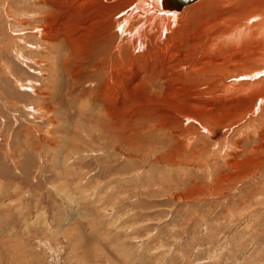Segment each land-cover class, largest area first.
<instances>
[{
  "label": "rangeland",
  "instance_id": "374dc122",
  "mask_svg": "<svg viewBox=\"0 0 264 264\" xmlns=\"http://www.w3.org/2000/svg\"><path fill=\"white\" fill-rule=\"evenodd\" d=\"M114 2L0 0V264H264V0H197L110 110Z\"/></svg>",
  "mask_w": 264,
  "mask_h": 264
},
{
  "label": "bare ground",
  "instance_id": "6f19581e",
  "mask_svg": "<svg viewBox=\"0 0 264 264\" xmlns=\"http://www.w3.org/2000/svg\"><path fill=\"white\" fill-rule=\"evenodd\" d=\"M114 1L115 0H113V2ZM136 2H138L136 6L134 5L133 2H131L132 3L131 5H134L133 8H132V10H131V12L124 13V11H125L124 10L120 15H117V17H115V18L113 17L114 20L111 23V26H113V30L115 31L117 27H120L121 28V30L115 31V33L116 32H118V33H116L114 37H112V35H109L107 32L105 34L103 32V33H100V34L102 36H104V40L99 39V36H98V38H96V40L93 39L92 41H90L88 43V44H92L93 45L94 52H95V55L94 56L98 59V62H99V64H96L95 67H94V69L96 71L99 70L100 68H104V69L107 68L106 69V75H108L110 78L113 79V76L114 75L117 77V75L119 74V71H116V73H114L113 69L111 70L112 67H114V66H121L120 68L126 69L125 72L122 73V74L127 75V77H124L122 81H120L119 79H117L116 82H115V77H114V79H113L114 80V83L113 84L111 82H108V81L103 82V85L104 86L101 87V92L98 90V87H95L92 90L90 88H88L89 89L88 90V93L91 94L92 96H94L93 102L97 103L95 101L97 99L100 103L103 102V104L105 106H110V110L115 109V106H114L115 104L113 103L112 100L115 99L116 97L113 94H110L109 96H107L106 95V91L111 90V89L114 90L115 86H116V88H120V86H119L120 83L124 82V84H126V87H125L126 88V90H125L126 93L125 94H127V95L128 94H131V96H133L134 93L136 94L137 93L136 92V88L133 89L131 87V82L134 80V78H139L141 74L140 75L139 74H132V70L133 69L130 68V67H128V66H132L133 67V66H137V65L141 64V67H143V69L145 70V72L148 71V70H150V68L155 65V62L151 58L153 56V54H154L153 51H156L157 54L161 53L160 51L163 50V46H165V43L169 40V38H168L169 31L171 29H174L172 27L174 25V21L175 20H179L180 21L183 17H184V20H185L187 14L189 12L188 11L186 13L187 9L189 8V6H191L192 4H194L195 2H197V0H194V1L192 0V1H189V2L188 1H185V0H169V3L167 5H164V6H163L164 0H136ZM210 3H212V2H210ZM70 5L71 4H68L69 11H70ZM119 6H120V3H117L114 6L112 5L111 7L112 8L116 7L118 9ZM82 8H83V6L81 7L79 5V9H82ZM129 10H130V8H129ZM182 10H183V12L181 13ZM120 11H121V9H120ZM138 16H145V19H141ZM123 17H125V18H123ZM115 20H116V23L114 22ZM81 21L82 20H80L77 17H69V18H66V22H68L69 24L72 25V32H71V35L70 36L69 35H66V31H67L66 28L65 27L63 28V26H60V24L63 25V23H61V22H57V24H59L58 26H55L54 27V24H53V26H50L48 28L50 30L47 32V34H49V35L51 34V36H53L52 33H54V32L56 33V36L61 35V34L65 35L64 37L67 38L66 39L67 40L66 41V47L68 48V51L69 52H70V48L74 49V51H75V49H77L75 52L71 49L72 50V52L70 54L71 56H66L65 64L67 63V65L69 64V66H71L72 65L71 63L73 61L75 62L76 58H78V53H77L78 50L81 53L84 54V52L86 51V48H87L86 47L87 46L86 44H84L82 47H77V44H75L72 47V42H71L72 41V37H73L72 35H73L74 31H75L76 25H78ZM242 21H245V19L244 20L242 19ZM240 22H241V20H240ZM95 23L93 25L87 26L85 28H87V29L88 28H91V27H93L95 25ZM238 24H239V22H238ZM259 24L257 23L258 28H259ZM140 25H143L145 27L148 26V27L146 29H142ZM157 25L160 26V30H157ZM233 25L235 26L236 25V22L233 23ZM223 26H224V24H223ZM202 27H204V26H202ZM224 29H225V27H224ZM237 32H239V31H237ZM129 33L131 34L130 36H129ZM262 34H264V32ZM237 38H238V36H237ZM235 40H236V38H235ZM252 43H253V41H252ZM165 48H166V50L167 49L173 50L172 51V55L173 56H178L180 54L181 55L183 54V52H180V50H177V48L175 46L167 45ZM103 51H106L108 53V57L105 60V66L103 64H101V62H100V57L103 54ZM132 54H134L135 56L132 57ZM177 59L178 58L174 59L173 61H170V63L176 61ZM206 59H207V57H206ZM257 61H260V60H257ZM262 64H261V66H262ZM74 66H76V65H74ZM162 68L163 67H161L160 70H156L157 73H158V75H160L163 72V71H161ZM71 71H72L71 74L73 75L72 76V82L73 81H77L79 79V78H76L77 75H80L81 73H84L81 70H78L77 67L74 68V69L72 68ZM165 73H164V75H165ZM243 76L246 77L245 75H243ZM125 78L127 80L129 78V80L127 81ZM194 78H196V77H194ZM124 79H125V81H124ZM143 80L145 81V79H143ZM117 86H119V87H117ZM131 89H132V92H131ZM44 93H46V92H44ZM119 93H120V90H119ZM121 96H123V95H121ZM122 98H124V97H122ZM123 103H125L124 100H123ZM85 107L87 109V106H85ZM121 107H123V104L121 105ZM59 114H62V113H59ZM111 115H112L111 113H105L103 116H104V119L107 121L108 119H110V116ZM151 130H149V131H151ZM143 131H145V129ZM158 131H159V129H158ZM158 134L162 135L163 133L158 132ZM158 134L156 132H152L151 131L150 140H152V138L153 139L158 138L157 137ZM143 138H146V137H143ZM140 149H142V150L136 149V154L142 153L146 157L148 155L150 156V154L153 153V150H151V152L149 154V153H147L145 151L146 149H143V148H140ZM148 149H150V148H148ZM149 156L147 157V161H146L147 163L148 162L151 163V159H150ZM153 159H155V157H153ZM171 165H172V163H171Z\"/></svg>",
  "mask_w": 264,
  "mask_h": 264
},
{
  "label": "water",
  "instance_id": "95a60500",
  "mask_svg": "<svg viewBox=\"0 0 264 264\" xmlns=\"http://www.w3.org/2000/svg\"><path fill=\"white\" fill-rule=\"evenodd\" d=\"M167 1H168V2H167ZM185 1H188V2H189V1H192V0H185ZM193 1H194V0H193ZM168 3H169V0H164V2H163V6H164V5H167Z\"/></svg>",
  "mask_w": 264,
  "mask_h": 264
}]
</instances>
